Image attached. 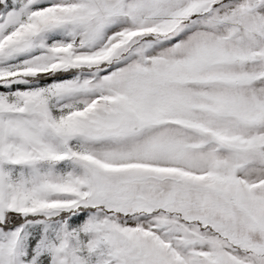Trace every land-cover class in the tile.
Here are the masks:
<instances>
[{"label": "snow or ice", "instance_id": "obj_1", "mask_svg": "<svg viewBox=\"0 0 264 264\" xmlns=\"http://www.w3.org/2000/svg\"><path fill=\"white\" fill-rule=\"evenodd\" d=\"M0 264H264V0H0Z\"/></svg>", "mask_w": 264, "mask_h": 264}]
</instances>
